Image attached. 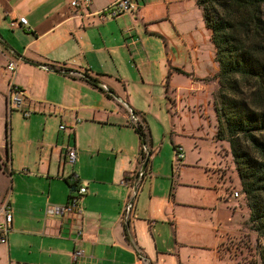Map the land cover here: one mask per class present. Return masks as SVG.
<instances>
[{
    "label": "crops",
    "instance_id": "0c3cea01",
    "mask_svg": "<svg viewBox=\"0 0 264 264\" xmlns=\"http://www.w3.org/2000/svg\"><path fill=\"white\" fill-rule=\"evenodd\" d=\"M71 1L0 0V63H16L13 73L3 66L10 77L0 70V206L8 200L13 209L8 243L0 245L1 263L74 264L72 254L79 249L83 255L76 264H156L171 255L154 247L149 251L136 240L135 208L129 226L125 222L131 191L122 181L129 173L137 175L145 163L129 109L145 122L154 150L152 119L175 116L183 92L211 88L212 105L200 110H215L219 67L215 55V67L205 74L197 59L178 61L163 24H172L183 38L182 25L170 12L150 16L148 11L157 13L161 2L171 0H137L136 13L108 20L99 13L117 0H90L80 8ZM21 17L28 24L12 28L11 21ZM181 78L186 86L178 83ZM11 83L24 92L30 112L19 125L12 117V127ZM135 90L140 97L133 95ZM61 124L71 130L61 131ZM68 146L76 151L73 165L67 161ZM80 187L86 188L80 215L45 214L49 205L68 203ZM184 248L180 244L173 255L178 264H196L183 259Z\"/></svg>",
    "mask_w": 264,
    "mask_h": 264
},
{
    "label": "rangeland",
    "instance_id": "374dc122",
    "mask_svg": "<svg viewBox=\"0 0 264 264\" xmlns=\"http://www.w3.org/2000/svg\"><path fill=\"white\" fill-rule=\"evenodd\" d=\"M171 2H161L157 13L148 9L149 15L170 12L182 25L184 35L180 37L169 22L163 24L168 28L166 34L178 54V61L190 63L197 59L200 73L205 74L216 63L215 49L201 10L193 0ZM4 63H0V70L7 78L10 73L3 70V66L7 69ZM207 80L210 82L212 78ZM178 83L186 86L187 82L181 78ZM218 87L216 83L213 102ZM197 90L181 94L177 114L170 120L165 121L160 114L152 119L155 161L151 166L152 176L146 177L138 190L134 219L136 240L149 251L153 252L154 247L171 255L155 260L156 264H178L173 255L178 254L180 244L186 247L181 250L183 259L191 258L196 264H258L259 240L249 223V210L229 145L215 138V110L210 107L200 110L201 105H212V89ZM133 95L141 96L136 90ZM12 117L17 125L24 119L21 111L13 110L11 127ZM174 143L185 152L183 162H177ZM179 182L183 184L178 185ZM233 190L240 192V198L231 195ZM201 246L208 249L195 250ZM216 248L220 256L215 254ZM3 256L0 253V264Z\"/></svg>",
    "mask_w": 264,
    "mask_h": 264
},
{
    "label": "trees",
    "instance_id": "16d2710c",
    "mask_svg": "<svg viewBox=\"0 0 264 264\" xmlns=\"http://www.w3.org/2000/svg\"><path fill=\"white\" fill-rule=\"evenodd\" d=\"M196 3L219 67L215 75L219 85L214 96L215 138L229 145L249 210V223L259 240L258 264H264V0ZM134 129L140 138V157L144 159L142 147L150 145L149 131ZM154 153L152 150L144 161L141 183L148 175ZM137 196L138 191L132 199L133 208Z\"/></svg>",
    "mask_w": 264,
    "mask_h": 264
},
{
    "label": "built area",
    "instance_id": "2783aa9c",
    "mask_svg": "<svg viewBox=\"0 0 264 264\" xmlns=\"http://www.w3.org/2000/svg\"><path fill=\"white\" fill-rule=\"evenodd\" d=\"M90 0H72L71 6L74 8H80L82 6H86ZM139 10V4L137 0H117L104 10H102L99 15L102 20L108 19H115L123 14L130 13L134 14ZM28 24L27 19L25 17H21L18 20L11 21L10 26L12 28L19 27V26H26ZM16 63L11 61L7 65V70L10 73L15 72ZM106 89V88H105ZM107 90V89H106ZM7 105L9 112L13 110H19L22 112L24 117H28L30 112L28 111V103L26 102L24 92L16 86L14 83H11L9 86V95L7 99ZM130 113V122L131 124L136 127L140 128L143 131H147V126L142 118L134 113L131 109H129ZM61 131H70L69 128L61 124L59 126ZM152 149L149 145H144L142 147V153L144 154V160L150 155ZM177 162H183L185 159V152L181 146H176L175 148ZM66 157L69 164L73 165L76 160V151L73 147H67L66 150ZM143 172L139 171L137 175L134 173L126 175L122 181V184L130 188L131 196L130 200L125 208V222L129 226V214L133 210L132 206V199L135 197L137 191L139 190L140 184L143 178ZM141 181V182H140ZM86 193V188L80 187L78 189V194L72 196L68 203L63 205L52 204L49 205L46 210L45 214L47 216H59V217H66V218H74L81 214V208L79 205L80 196ZM234 198H240V192L237 190H233L231 194ZM12 221H13V209L8 200H6L0 206V245H6L8 243V236L12 230ZM127 226V227H128ZM81 236V231L77 230V237ZM83 255V251L76 249L72 254L73 263L76 264L78 259Z\"/></svg>",
    "mask_w": 264,
    "mask_h": 264
},
{
    "label": "water",
    "instance_id": "95a60500",
    "mask_svg": "<svg viewBox=\"0 0 264 264\" xmlns=\"http://www.w3.org/2000/svg\"><path fill=\"white\" fill-rule=\"evenodd\" d=\"M37 66H38V64H37ZM40 66V65H39ZM84 77H86L88 80H90L91 82H94V83H96V80L95 79H93V78H91V77H89L88 75L86 76V75H83ZM145 167H146V162L143 164V167H142V171H144L145 170Z\"/></svg>",
    "mask_w": 264,
    "mask_h": 264
}]
</instances>
